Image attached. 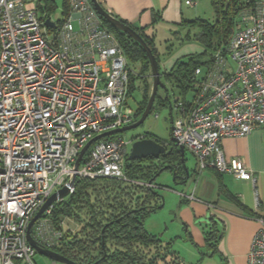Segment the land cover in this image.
Here are the masks:
<instances>
[{
	"label": "built area",
	"instance_id": "2783aa9c",
	"mask_svg": "<svg viewBox=\"0 0 264 264\" xmlns=\"http://www.w3.org/2000/svg\"><path fill=\"white\" fill-rule=\"evenodd\" d=\"M39 1L0 0V264H36L29 225L48 198L74 174L126 179L125 157L136 139L125 132L99 138L75 169L90 140L136 120L129 99L137 73L91 0H68L60 20L41 12ZM238 7L230 36L196 67L191 96L170 100L171 134L200 169L256 183L245 160L227 158L222 146L226 137L264 126V0H241ZM74 190L32 225L42 247L54 249L72 229L73 218L57 224L51 215ZM260 220L247 264H264Z\"/></svg>",
	"mask_w": 264,
	"mask_h": 264
},
{
	"label": "trees",
	"instance_id": "16d2710c",
	"mask_svg": "<svg viewBox=\"0 0 264 264\" xmlns=\"http://www.w3.org/2000/svg\"><path fill=\"white\" fill-rule=\"evenodd\" d=\"M240 1L212 0L218 15L216 25L200 18L185 21L191 25L197 23L201 27V41L206 45L203 51L205 56L197 58L193 56L188 61L177 60L169 71L161 70L162 79L165 77L173 82L184 97L194 86L192 77L196 67L208 61L209 51L215 47L217 42L226 40L230 36L236 22ZM255 1L251 0L253 3ZM63 2L66 11L68 0H63ZM100 2L107 8L103 0ZM39 8L41 12L53 11L56 8V0H40ZM100 17L121 41L130 65L139 66L138 75H132L130 84V96L136 88L135 77H140L144 84L143 100L136 110L137 120L146 108L152 89V70L149 58L138 41L113 26L101 15ZM156 19L155 16L153 23ZM133 27L152 48L161 68L162 59L155 45V33L148 34L145 28ZM157 97H160L159 94ZM167 99L170 102L169 96ZM141 137H151L164 142L150 133L139 134L134 138ZM169 144L171 147H168L167 152L158 158L147 156L134 160L129 158L130 147L125 157L126 179L77 177L74 192L65 200L55 203L51 216L57 224L65 217H69L80 226L77 230L67 229L63 239L54 250L65 254L79 264H186L181 255L172 248L171 241H164L161 236L149 232L144 225L148 213L164 205L162 185L156 182L158 176L168 169L173 172L178 183H183L186 179L185 157L183 158L176 142L170 139ZM234 199L239 202L237 197ZM222 234L223 222L211 216L204 227L207 251L198 249L189 231L187 238L200 250L201 255H213L219 252L218 243ZM201 263L202 258L194 264ZM223 264H226V261Z\"/></svg>",
	"mask_w": 264,
	"mask_h": 264
},
{
	"label": "crops",
	"instance_id": "0c3cea01",
	"mask_svg": "<svg viewBox=\"0 0 264 264\" xmlns=\"http://www.w3.org/2000/svg\"><path fill=\"white\" fill-rule=\"evenodd\" d=\"M103 1L111 13L135 27L145 28L148 34H153L159 25L171 27L184 24L188 16H194L192 9L199 4L198 0L193 6L187 4V0ZM155 16L157 19L153 23ZM175 62L165 64L162 71H169ZM222 146L227 158L236 156L245 160L253 169L256 183L220 173L214 167L200 169L187 195L183 194L184 187L177 189L181 200L179 219L202 251H207L204 227L209 218L213 216L223 222L219 252L203 256L198 250L201 264H223L224 261L226 264H247L253 239L263 227L260 218H264V126L246 136L226 137L222 140ZM184 157L186 163V154ZM188 167L193 173L197 167V157L194 168Z\"/></svg>",
	"mask_w": 264,
	"mask_h": 264
},
{
	"label": "rangeland",
	"instance_id": "374dc122",
	"mask_svg": "<svg viewBox=\"0 0 264 264\" xmlns=\"http://www.w3.org/2000/svg\"><path fill=\"white\" fill-rule=\"evenodd\" d=\"M199 4L194 11V16H188V20H196L198 18L204 19L210 24L216 25L218 22V15L212 4V0H198ZM63 0H56V8L52 11L54 20H60L63 16ZM155 45L162 59L161 70L164 69L165 64L173 63L175 60L188 61L190 57H204L203 51L206 45L201 41V27L195 24H188L185 22L180 25H172L167 27L159 25L155 27ZM132 68L138 75L139 66L133 65ZM166 88L160 86L153 111L147 117L145 122L125 132L128 138H133L143 133H150L158 136L170 148L169 141L171 139V104L167 97H170L171 102L174 104L175 99L183 98L184 95L180 93L179 89L173 82L167 80L165 77L162 79ZM174 85V87H173ZM135 90L130 96V104L137 110L140 102L143 100L144 84L140 77H135ZM187 98L191 96L188 91L185 95ZM157 114V115H156ZM186 164L190 167L195 166L196 157L194 153L186 148ZM158 184L162 185V194L164 196V205L158 209L148 213L145 218V228L156 235L163 238L164 241H171L172 248L175 249L183 258L186 264H194L198 260L199 251L193 245L192 241L187 238V232L183 222L177 217V207L180 200V194L177 189L183 188L182 183H178L174 179V174L170 170H164L161 175L156 179ZM181 211V210H180ZM181 218V217H180ZM68 227L72 230H77L79 224L69 220ZM196 243V242H195ZM33 260L36 264H52V260L36 252L33 255Z\"/></svg>",
	"mask_w": 264,
	"mask_h": 264
},
{
	"label": "water",
	"instance_id": "95a60500",
	"mask_svg": "<svg viewBox=\"0 0 264 264\" xmlns=\"http://www.w3.org/2000/svg\"><path fill=\"white\" fill-rule=\"evenodd\" d=\"M91 1L93 3L94 7L96 8V10L98 11V13L102 17H104L106 20H108L116 28L128 33L131 37H133L136 41H138L143 46V48L145 49L146 54L149 58L150 64H151L152 89H151L150 97L148 99V103L146 105V108L143 111V113L141 114V116L131 124H128V125H125V126H122V127L116 128V129H112V130H109V131L104 132V133H101V134L95 136L92 140H90L81 150L79 157L75 163V169H78L85 152L87 151V149L90 147V145L95 140L102 138L106 135L114 134L117 132H126L128 130L133 129V128H137L138 126L143 124L153 109V106H154L155 100L157 98V94H158L160 86L163 88H166V84L162 80V77H161L162 72H161V68H160V62H159L156 54L153 52L152 48L148 45L146 40L137 31V29L134 28L133 26H131L130 24L123 22L120 18H118L113 13H111L107 8H105L102 5L100 0H91ZM46 22L48 25L53 24V22H51L49 19H47ZM171 140L176 142V140L173 137L171 138ZM178 146L182 152V156H184L185 151H186V147L184 145H179V144H178ZM167 150H168L167 143L161 142V141L154 139V138H151V137H141V138L135 139L132 142L129 158H130V160H134L137 158H144L147 156H155L156 158H158V157H160L161 154L166 153ZM184 170H185L186 179L183 181V184H185L183 194L187 195L191 184L195 180L197 173L200 171L198 159H197V167L195 168L193 173L191 172V170L189 169V167L187 165L185 166ZM75 183H76V174L73 175V177L70 179L68 184L64 185L59 191L53 193L48 198V200L45 202V204L41 207V209L38 211V213L35 215V217L30 222L29 231H28V240L34 246V248L37 250V252H39V253H41V254L49 257V258H52V259H55V260H58V261H61V262L67 263V264H79V263L77 261L71 259L70 257L66 256L65 254L61 253V252H58L54 249L42 247L37 242V240L32 236L31 227L34 224V222L43 214V212L51 204H53L58 199L69 195L70 194V188L73 187L75 185ZM184 195H182V196H184ZM163 200H164V197H163ZM164 202H165V200H164ZM164 202H163V204H164ZM180 204H181V200L179 201V204L177 207L178 218H179Z\"/></svg>",
	"mask_w": 264,
	"mask_h": 264
},
{
	"label": "clouds",
	"instance_id": "9594fccd",
	"mask_svg": "<svg viewBox=\"0 0 264 264\" xmlns=\"http://www.w3.org/2000/svg\"><path fill=\"white\" fill-rule=\"evenodd\" d=\"M152 111H153V109H152ZM152 111H151V112H152ZM135 121H136V120H135Z\"/></svg>",
	"mask_w": 264,
	"mask_h": 264
},
{
	"label": "flooded vegetation",
	"instance_id": "af4514ba",
	"mask_svg": "<svg viewBox=\"0 0 264 264\" xmlns=\"http://www.w3.org/2000/svg\"><path fill=\"white\" fill-rule=\"evenodd\" d=\"M139 118V117H138Z\"/></svg>",
	"mask_w": 264,
	"mask_h": 264
}]
</instances>
